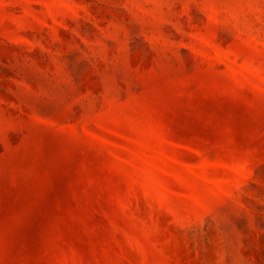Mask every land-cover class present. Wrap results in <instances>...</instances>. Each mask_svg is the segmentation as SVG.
Here are the masks:
<instances>
[{
    "label": "rangeland",
    "instance_id": "1",
    "mask_svg": "<svg viewBox=\"0 0 264 264\" xmlns=\"http://www.w3.org/2000/svg\"><path fill=\"white\" fill-rule=\"evenodd\" d=\"M0 264H264V0H0Z\"/></svg>",
    "mask_w": 264,
    "mask_h": 264
}]
</instances>
